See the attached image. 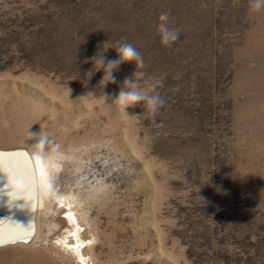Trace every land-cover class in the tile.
I'll use <instances>...</instances> for the list:
<instances>
[{
    "label": "rangeland",
    "instance_id": "rangeland-1",
    "mask_svg": "<svg viewBox=\"0 0 264 264\" xmlns=\"http://www.w3.org/2000/svg\"><path fill=\"white\" fill-rule=\"evenodd\" d=\"M61 3L69 11L56 16L51 46L37 39L36 65L17 58L0 70V149L28 150L40 175L37 233L1 246L0 264H82L80 255L88 264H192L176 236L178 205L197 191L184 157L195 152L172 137L185 120H173L170 105L162 125L154 117L164 114L142 104L125 112L115 97L126 78L145 91L159 77L167 91L173 80L198 87L199 100L208 99L194 120L208 133L199 139L216 138L220 159L227 146L232 151L218 193L226 208L251 203L264 227V0H54L52 7ZM162 13L179 34L170 46L157 31ZM120 43L131 44L143 66L121 63L106 84L92 60L105 50L106 61L117 59ZM224 94L231 114L218 109ZM197 160L206 164L201 150Z\"/></svg>",
    "mask_w": 264,
    "mask_h": 264
},
{
    "label": "trees",
    "instance_id": "trees-1",
    "mask_svg": "<svg viewBox=\"0 0 264 264\" xmlns=\"http://www.w3.org/2000/svg\"><path fill=\"white\" fill-rule=\"evenodd\" d=\"M53 3L54 0H46L45 3H38L37 0L1 1L0 70L12 69L17 58L21 59L20 63H24V66L36 65L35 51L40 41L37 39L42 38L48 42L47 47L51 46L55 36L56 16L69 11V5L61 3L57 8H53ZM16 53L20 56L15 57ZM6 56L12 58V61H5L6 63L3 64ZM172 83V91H167L164 87L163 77H159V80L153 83L154 94L163 102L156 112L164 114V117L155 115L154 119L159 125L165 123L166 112L170 105L172 119L185 120L184 126L178 125L173 130L172 137L176 144L179 140L183 143L184 150L195 152L196 157L192 155L190 157L184 155V157L188 159L193 170V172L189 169L186 171L187 181L191 183L190 188H197V191L190 193L184 199L185 205H178L179 229L176 236L186 245L187 257L192 264H264V256L261 255V251H264V237H260L264 229L261 214L256 212L249 202L246 203L247 208L242 211L239 201L226 208L227 200L218 193L220 171L229 173L232 167V151L227 146L224 157L220 159L222 145L216 138L208 136L204 138L205 140L199 139L208 133L200 128L197 129L194 120L199 119L202 111L201 102L206 103L208 99L199 100L200 91L198 87L191 88V82L184 84L173 80ZM187 90L190 92H186ZM148 92L153 94L152 89ZM218 109L225 111L226 114L232 113V103L226 100L225 94L218 101ZM227 122L226 137H231L233 134L230 133L229 125L232 122L231 120ZM185 132L183 138L181 135ZM158 136L163 142L162 130L158 132ZM200 150L204 153L206 164L197 160V153ZM158 151L161 152L159 156L163 158V148H159ZM178 154L176 153V156ZM207 186L212 188L206 189ZM227 186L228 184L225 183L224 187ZM216 204L221 205L216 206ZM239 231L244 232L241 237L238 235Z\"/></svg>",
    "mask_w": 264,
    "mask_h": 264
},
{
    "label": "water",
    "instance_id": "water-1",
    "mask_svg": "<svg viewBox=\"0 0 264 264\" xmlns=\"http://www.w3.org/2000/svg\"><path fill=\"white\" fill-rule=\"evenodd\" d=\"M40 181L26 149H0V247L30 241L37 233Z\"/></svg>",
    "mask_w": 264,
    "mask_h": 264
},
{
    "label": "clouds",
    "instance_id": "clouds-1",
    "mask_svg": "<svg viewBox=\"0 0 264 264\" xmlns=\"http://www.w3.org/2000/svg\"><path fill=\"white\" fill-rule=\"evenodd\" d=\"M158 19L157 31L159 33L160 43L164 46H170L179 39V34L175 30L169 28V17L167 13H162ZM114 49L117 53V59L106 61L104 57L105 50L103 53L96 55L92 60V62L94 61L98 66L96 71H103L102 79L106 80V84L115 83V76L113 73L118 69L121 63L131 62L135 64L136 68L137 66L142 67L144 63L142 56L131 44L120 43L119 46ZM125 84H127V87L124 86ZM147 87L153 90V94L145 90H138L139 85L135 84L132 78H126L115 100L125 112L127 108L142 104L144 108L154 114L163 102L158 95L154 94V84H149Z\"/></svg>",
    "mask_w": 264,
    "mask_h": 264
},
{
    "label": "bare ground",
    "instance_id": "bare-ground-1",
    "mask_svg": "<svg viewBox=\"0 0 264 264\" xmlns=\"http://www.w3.org/2000/svg\"><path fill=\"white\" fill-rule=\"evenodd\" d=\"M38 173H39V171H38ZM39 177H40V175H39ZM82 256L83 255H80V259L82 260V264H88L86 258L85 257H82Z\"/></svg>",
    "mask_w": 264,
    "mask_h": 264
}]
</instances>
